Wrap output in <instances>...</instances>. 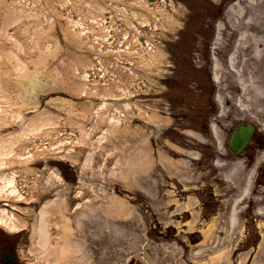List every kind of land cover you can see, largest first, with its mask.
I'll return each instance as SVG.
<instances>
[{"label":"rangeland","instance_id":"1","mask_svg":"<svg viewBox=\"0 0 264 264\" xmlns=\"http://www.w3.org/2000/svg\"><path fill=\"white\" fill-rule=\"evenodd\" d=\"M10 1H3L5 6L0 4V18L10 14ZM46 1L52 14L58 0ZM235 1L241 0H165L164 7L175 11V22L154 23L150 19L142 26L140 15L145 12L126 1L76 0L73 11L81 13L79 20L85 26L81 39L72 35L57 11L53 29L40 41L42 49L51 45L43 54L41 48L35 53L38 46L33 44L23 53L12 39L0 34V94L10 95L15 111L0 116L4 120L0 137H9L40 117L64 124L73 120L94 125L92 120L99 118L93 112L108 111L100 107L103 101L125 114V128L135 126L144 133L134 137L123 131V138L115 134L102 144L97 141L100 133H93L90 141H97L99 148L91 168L82 173L80 167L89 144L74 148L77 161L72 164L58 157L60 153H45L23 165L32 171L20 172L21 183L35 177L44 180L52 170L69 186L67 216L75 232L72 248L82 249V255L77 251L74 259L89 264H264V52L258 61L259 57L250 54L251 59L239 49L235 70L225 65L240 32L253 38L264 0H244L229 11ZM100 7L105 10L98 11ZM108 12L109 19L98 18ZM25 22L24 29L13 28L22 40L27 39V27L33 28ZM12 31L8 29V33ZM107 31L106 37L112 42L100 52L98 46ZM124 31L127 39H122ZM218 33L221 38L216 42ZM137 36L154 46L150 54L154 58L146 65L140 57L148 58L149 54L136 44ZM12 50L26 60L28 71L24 74H16ZM211 57L219 61L217 86L209 77L211 70L215 72ZM75 67H80L79 75L73 73ZM106 67L114 71L109 70L105 78L114 79L120 88L113 87L117 88L116 95L109 97L102 96L105 89L99 88L95 96L94 83L102 78ZM83 71L93 83L87 97L81 95ZM238 71L245 90L236 80ZM256 85L260 88L255 89ZM216 89L221 116L219 103L211 95ZM141 110L153 114V119L141 115ZM241 122L257 127L253 140L258 141L248 145L245 155L232 153L228 146L232 130ZM211 124H215L219 137L210 130ZM103 126L100 124L99 129ZM77 133L76 129L66 133L61 128L36 139H44L53 147L66 142L69 148ZM28 149L34 151L32 146ZM141 155L147 158L145 162L138 161ZM80 177L83 193L77 197ZM246 177H256L251 186L254 191L238 198ZM59 189L49 187L26 204L28 212H15L32 224L42 202L53 198ZM87 197L92 204L74 210L76 203ZM116 197L125 202L124 216L117 215L112 205ZM237 208L240 228L231 220V212ZM83 210L90 214H82ZM31 227L14 232L0 225V256L5 247L13 246L17 264H40V248L29 237Z\"/></svg>","mask_w":264,"mask_h":264},{"label":"bare ground","instance_id":"2","mask_svg":"<svg viewBox=\"0 0 264 264\" xmlns=\"http://www.w3.org/2000/svg\"><path fill=\"white\" fill-rule=\"evenodd\" d=\"M3 1L6 2L7 0H0V4L5 6V4H3ZM55 1L56 0L52 2ZM75 1L76 0H58L59 6L54 7L53 13L50 14L51 12L47 10L48 8L47 6L49 3H47L46 0H34V1L11 0L9 6H7L10 9V14L9 15L5 14L4 16L5 19L0 18L2 21V23L0 22V34L8 36L10 39H12L15 48H17L18 46L19 51L22 50V52L25 53L28 47L33 44V47H35L36 45L38 46L36 48L37 50H35L36 51L35 53H38V49L41 48L40 41L42 42V40H45L46 37L44 36H48V32H50L51 29H53L52 28V25L54 23L53 17L57 16L55 15V13L57 14L58 11V17L65 20L67 28L68 27L71 28L70 32H72V35L81 39V34H83L82 32L85 26L84 25L82 26L79 20L80 17L82 16L80 15L81 13L79 14L73 11ZM119 1L121 2L126 1L127 3H130L134 5L136 8H140L145 12V14L140 15V17L142 18L141 22L143 23L142 26L149 23L150 19L154 23L155 21L158 22L168 21L170 23L175 22V16H174L175 11L173 10L168 11L164 7L165 0H119ZM243 1L244 0L235 1L230 6L229 11L233 10L236 6H239ZM67 7H69V10H67ZM101 9L102 8L100 7L98 11H100ZM102 10H105V8H103ZM138 15L139 14L134 13V16L137 17ZM99 16L100 17L98 18L103 20H105V18L109 19L110 13L109 12L106 14L102 13ZM24 20L29 22L33 28L31 29L27 27V30L25 31L28 34L26 36L27 39L22 40L21 38H19L18 34L15 32L14 29H16L17 26L19 29L22 28L24 29L26 27V22ZM48 20L50 22H48ZM43 21H44V25L42 24ZM156 24L158 23L156 22ZM258 24L259 26H256L255 29H253V31H255L253 34L254 35L253 38H250L249 35L246 36L245 33H241V32L239 33V36H237V38L234 41L233 51L230 53L229 57L225 61L226 63L225 65L227 68L231 69L232 71L235 70L236 68L235 55H237L238 52L239 53L241 52L239 49H241L244 52H247L246 54H248V57H250L251 59H252L251 57L252 54L254 56L259 57L258 61H260L263 55L262 52H264V12L262 13V16L258 17ZM107 27L109 31L112 30L110 29L109 26ZM8 29L13 31L8 33ZM115 30L117 31V29ZM23 33L21 35H23ZM108 34L109 32L107 31L104 34V38L102 39L101 43L98 46V50L100 52H102L103 48L110 47L112 41L111 38L106 37ZM126 34L127 32L124 31L122 39H127L128 36L126 37ZM220 38H221L220 33H218V36L216 37V42L219 41ZM247 40L249 43L246 46L244 45V43L247 42ZM135 41L136 44H138V46H144L147 53L149 54L148 58L142 57L143 56L142 54L140 57L142 58L141 62H144L146 65V63H149L152 60L151 57H153V55L151 56L150 54L153 52L152 49L154 46H149V43L147 42L148 40L145 39V37L143 36L135 37ZM261 43H263V46L261 45ZM49 48H51V45L49 44H47L45 48L43 49L41 48L42 54L44 53L45 49L47 50ZM136 53L139 54L138 51H136ZM12 55L14 56V59L17 62L16 74H20V73L24 74L26 71H28V69L26 68L27 67L26 60L23 59L21 56H19L17 53H14L13 50H12ZM115 55L118 56V54ZM248 60L249 59L247 58L245 62H247ZM98 61L101 62V60ZM91 65L93 66V68H95V64H91ZM81 66H85V63H82ZM218 66H219V61L215 59V73H216L215 77L219 80V75L217 72ZM118 67H119L118 64H115L114 70H117ZM79 69L78 67L73 68V73L79 75L80 73V71H78ZM109 70L110 72L114 71L112 68L109 69L106 67L105 70L101 71L102 78L101 79L98 78V80H96V82L94 83L96 86V90L94 92L96 93L95 96L99 95L100 92H97V89L99 88L105 89L104 92L100 94L106 97H109L108 95H116L117 88L116 89L113 88L116 85L118 88H120L117 82L113 81L114 79L110 81V78H105L108 76ZM129 73L132 76V78L136 76L132 68H129ZM237 74L238 77L236 78V80L238 84H240L241 88L245 90L246 87L245 85H243L244 80L243 78H241L242 74L239 73V71ZM263 75L264 73L262 74V76ZM80 78L83 81L81 95H85L87 97L88 95L91 94V91L89 89H90V85H92L93 83L89 82L88 75L85 73V71L82 72ZM111 88H113L114 90H110ZM259 88L260 85H256L255 89H259ZM127 96L128 95H126L125 98L128 99L129 97ZM218 98L220 99V89L218 91ZM9 102H11V97L10 95L7 94V92L0 94V116L2 114L6 115V113L13 111V109H11L12 105ZM100 107L105 108L108 111L105 110L104 112H102L99 109L93 112V114L97 118H99L97 119V121L92 120L93 123L95 122L96 125L94 124L89 126L77 121L74 122L72 120V121H68L69 123L66 122L65 123L66 128H64L63 127L65 126L64 123L51 121L47 117H40L24 124L25 126H23L22 129L17 133L7 138L0 137V203H2L1 201H3L2 205L0 206V225L14 232H19L22 229H24L26 226L31 225L32 227L29 237L33 240V243H36V245H38V247L40 248V251L38 253L36 252L38 256L37 259L40 260V264H89V263L84 261L83 259H74V255L77 254V251H79L80 254L82 255V249L73 250L72 248L74 246V241H75L74 240L75 232L72 224L70 223V218H68L67 216V212L69 209L68 196H70L68 192L70 188L69 186L66 185V182L62 178V176L50 170L47 177L44 180H38L37 177H35L34 179H31V182L29 183L27 182V184L26 182L21 183L18 180V176L20 175V172L22 173L23 171L24 172L32 171L30 167L25 168L23 165L28 166L29 162L35 159V156L38 154L44 155L45 153H51V154L60 153L61 156L58 157L60 158L63 157L66 160L69 159L70 163L72 164L73 162L77 161L76 147L81 148L82 145L89 144L90 145L89 150L86 152L85 159L80 167V173H82L83 169H86L87 167L91 168V163L93 162V158H94L93 154L94 152H97L99 148L97 146V141L98 143L101 144L102 142L110 141L115 134L118 135L122 134L121 137L123 138L124 135L123 131H125V133L134 135V137H137V135L142 136L144 134L142 130L135 128V126L131 127L130 125L128 126V128H125L127 119H125L126 116L120 109L113 108L110 104H107L106 101H103ZM110 110H113V112L110 113L109 112ZM14 112L15 111H13V113ZM139 113L143 116H146L147 118H152L151 116H153V114L143 110L139 111ZM222 114H223V109H221L219 116H221ZM3 121H4L3 119H0V126L4 124ZM105 122L107 123V125ZM100 124L104 125L103 130L99 129ZM123 124L125 125L123 126ZM73 125L75 126L73 127ZM61 128L66 133L72 131L73 129H76V131L78 132L74 138V140H76L75 143H72L73 145H71V147L69 148L67 147V145H65L66 142L61 143L63 145L56 144V146L53 147L54 145L52 143L51 144L46 143L44 139H36V136L38 135H42V134L44 135V133L48 134L52 130L60 131ZM213 130L219 137L218 130L215 127V124L213 126ZM97 131L100 133V135L97 136V141L94 142L90 141L91 135ZM219 141H221V139ZM70 142L71 141H69V143ZM31 146L34 148V151H32L33 154L31 153V150L28 149ZM102 147L104 146L101 145L100 148ZM74 148H76V150ZM146 159L147 158L144 155H141V159H138V161L143 160L145 162ZM7 166L9 168L7 170H3V168ZM90 171L92 172L93 169H90ZM228 175L230 176L229 172ZM26 177L29 178L30 175L29 176L27 175ZM249 179H250L249 177H246L244 179L245 184L244 187L241 189V193L243 191L248 190L251 182V180ZM78 181H79L78 186H76L75 188V196L81 197L83 192L80 187L83 188L84 182L81 179V177ZM49 187H55V188L61 187V189L56 190L55 196L53 198L46 199L42 202L40 208L38 209L37 219L34 220L32 224H29V222L26 220V218L22 216V214L20 215L16 212H22V213L28 212L29 207L26 204H29V202L36 199L35 196H37L38 193L41 194L42 192L48 191ZM88 188L90 189V187ZM91 200L92 199L90 197H87L84 202L76 203L74 210H78L81 207H89L92 204ZM113 202L114 203H112V205L115 206L116 208L115 212L117 213V215H119L120 213V216H124L126 214L124 208L125 202L117 197L113 199ZM22 204H25L24 207H21ZM31 209L33 208L31 207L30 210ZM81 212L82 214L89 213V212H85L84 210ZM101 215L107 216V214L105 215L101 214ZM235 218H236V213L234 210L232 212V221L236 220ZM5 259L10 261L11 262L10 264H12L13 256L11 257L10 254L3 253L0 256V264H5L6 263Z\"/></svg>","mask_w":264,"mask_h":264},{"label":"water","instance_id":"3","mask_svg":"<svg viewBox=\"0 0 264 264\" xmlns=\"http://www.w3.org/2000/svg\"><path fill=\"white\" fill-rule=\"evenodd\" d=\"M246 128L247 127H245V126H240L239 129L234 132V134L232 136V140H231V145H230L232 148L235 149L238 147V144H237L238 138H241V141H240L241 145L240 146H242L245 143V140H246L245 136L246 137L249 136L250 131H251V128L248 126V134L247 135L244 134V132H247Z\"/></svg>","mask_w":264,"mask_h":264}]
</instances>
